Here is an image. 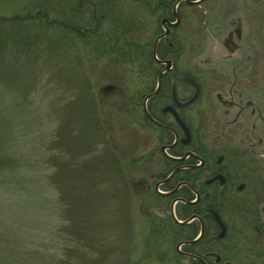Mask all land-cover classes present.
Listing matches in <instances>:
<instances>
[{
	"label": "rangeland",
	"instance_id": "374dc122",
	"mask_svg": "<svg viewBox=\"0 0 264 264\" xmlns=\"http://www.w3.org/2000/svg\"><path fill=\"white\" fill-rule=\"evenodd\" d=\"M135 1L0 0V18L16 22L5 24V28L0 26V113L6 107V112L14 116L8 143L12 150L1 152L10 131L0 122V173L3 169L6 180L11 181L6 182L11 185L9 189L0 187V231L7 234H0V264H37L36 261L47 262L54 256L53 263L72 255L70 247L77 244L80 252L94 257V261H83L85 256L78 258L82 264H175V227L169 221V201L162 202L154 195L133 194L163 172L159 164L144 160L149 150L144 127L139 117L126 109V96L138 91L142 76L139 62H124L108 51L112 40L116 45H124L150 38L142 32L145 18L138 15ZM39 17L56 22L89 19L76 27L94 32L93 40L83 44L74 38L76 44L71 47L62 42L60 45L69 49L57 54L53 62L56 70L49 71L44 66L36 70L33 65L36 51L48 57L50 49L42 50L43 45L48 46L47 36L54 34L59 39L63 33L39 28L44 39L36 38L34 26L43 24V19L34 21ZM149 22L150 27L154 25ZM95 33L100 37L95 39ZM12 34L10 42L8 37ZM66 36L73 37L66 33V42L69 40ZM72 79L82 81L73 84L83 87L61 82ZM30 82L36 85L28 93ZM51 82H60L64 92L53 89L48 94ZM104 87L112 90L104 94L101 91ZM94 98L104 110V123L110 128L109 138L105 130L95 141L83 126L79 112L84 99L93 102ZM103 161L107 163L104 165ZM3 162L17 166L9 170L7 165L2 166ZM65 175L74 181L72 185L62 184L59 178ZM113 177L117 179L114 185L109 180ZM80 186H90L86 197V190L80 191ZM59 187L66 202L73 200V212L67 218L61 212L63 203L58 202ZM30 191L44 203L39 205V214L31 207L27 210L25 206L7 204L9 199H14L13 203L19 197L27 199ZM116 192L122 197L124 212L116 222L111 216L114 210L109 208V223L101 220V216ZM92 211L97 219L91 218ZM35 219L36 223H32ZM79 229L85 236L79 234Z\"/></svg>",
	"mask_w": 264,
	"mask_h": 264
},
{
	"label": "flooded vegetation",
	"instance_id": "af4514ba",
	"mask_svg": "<svg viewBox=\"0 0 264 264\" xmlns=\"http://www.w3.org/2000/svg\"><path fill=\"white\" fill-rule=\"evenodd\" d=\"M135 3L126 109L163 172L133 194L169 201L175 264H264V0Z\"/></svg>",
	"mask_w": 264,
	"mask_h": 264
},
{
	"label": "trees",
	"instance_id": "16d2710c",
	"mask_svg": "<svg viewBox=\"0 0 264 264\" xmlns=\"http://www.w3.org/2000/svg\"><path fill=\"white\" fill-rule=\"evenodd\" d=\"M91 11H92V9H91ZM36 19H43V24H37V25L34 26L35 29H36V36H35L36 38L41 37V39H44V38H42V35L39 32V28L44 30V31L47 30L48 32H56V30L57 31L60 30V31L63 32L62 34L64 35V36H62V34H60V36L58 37L59 39H55L54 34H50L49 37L47 36L48 42H49L48 46L45 47L43 45L42 50L43 51L44 50L48 51L47 49H50L48 51L49 56L48 57H44V56H42L40 54V52L36 51V53H35L36 55H35V58H34V64H33L36 70H38L42 66H44L49 71L51 69L52 70H56L55 66L53 65V62H54V60L56 58H58L57 54L60 53V52H65V51H67V49H69L68 46L62 47L60 45L62 42L68 44L71 47V46H73V43L76 44L75 41H74L75 40L74 38L79 39L81 41V43H83V44L84 43L85 44H87V43L89 44V41L91 42L90 39L93 40L94 32L91 33V30H86V32H84V30L80 31L78 29V27H76V25L78 23H86V22L89 21V19H81V20L78 19V20H72L71 22H69V21L56 22V21H53V20L50 21L47 18H40V17L39 18H34V21ZM10 23H16V22H14L12 19L0 18V26H2L3 28H5V24H10ZM85 27L90 28L89 26H85ZM97 30L98 29L95 28V31H97ZM66 33H69V34H71L73 36L72 38L69 37V36H66L70 40L69 41L67 39L68 40L67 42L65 41ZM97 37H100L99 33H95V39ZM12 38H14V34H12L10 37H8V41L13 42ZM110 42H111V46H110L108 51L117 54L122 61L128 62L127 56L125 54L126 53L125 44L124 45H120V44L116 45L114 40H112ZM8 45H9V43L7 44V46ZM8 50L9 49H7V51ZM5 56H6V58L9 57L7 52L5 53ZM56 72H59V71H56ZM53 74L54 75L56 74L55 71H54ZM61 82H63V84L65 82V84H69L71 86H74V85L78 86L79 89L83 87L81 84H78V85L73 84L74 82H80V81H74L73 79L70 80V82H67V81H61ZM80 83H83V82L81 81ZM33 85H36V84L34 82H30L28 84V93L33 92V90H34ZM50 85H51L52 88L49 87V89L47 91L48 94L53 89L54 90H59L61 88L60 87V82H51ZM60 91L64 92V89H60ZM85 94L86 93H84L83 95H85ZM4 101H3V103H4ZM8 105H10V104H8ZM79 112L81 113V115H82V117L84 119L83 126L88 130L89 135L92 136L94 141L97 140V139H100L99 136H101L102 133L105 130H107V132H108V138L110 137V128L105 125V123H104L105 116H102V115L105 114L104 110L99 107V103H98V101L95 98H94L93 102H88L86 99H84V105L81 107ZM13 118H14V116H13L12 112H6V107L4 108L3 112L0 113V122H2V123L4 122L6 127H8L7 128V132L8 133L10 131L9 127L13 126V122H14ZM11 136H12V132L10 131V133L8 134V137L5 140V148L1 149V152L5 151V150H9V149L12 150V147H10L9 144H8L9 141H10ZM85 140H87L88 142L91 141L90 138H87ZM0 144H1V141H0ZM2 158L4 159V157H2ZM6 161L7 160L4 159V162H6ZM4 162H3L2 166L3 165H7L9 170H11L14 166H17V165H14V164H8V163H4ZM103 162H104V165H105V163H107V161H103ZM113 163L116 166L115 167V170H116L117 169V164H115V163H117L116 162V158H114ZM95 164H96V162H95ZM23 166H24L23 164H20V168L23 169ZM108 171L110 172V170H108ZM105 173H108L107 170L105 171ZM5 175H6V173H4V170L2 169V172L0 173V187H4V188H8L9 189L11 185H10V183L8 184L6 182H11V181L10 180H6ZM59 179L63 180L62 184H65L67 186L68 185H72L73 182H74L67 175H65V177H62V178H59ZM109 180L107 179L106 182H110L113 185H114V183L115 184L117 183L116 182L117 179L114 178V177L109 179ZM86 181L87 180H85L83 182H86ZM89 188H90V186L87 187V188H83L82 186H80V191L86 190V191H84L85 197L87 196L88 191H90ZM0 193H1V190H0ZM59 194L61 195V200L58 201V202L59 203H63V205L61 206V212L63 213L64 218H67V216H69V213H70V215H72L73 206H74L73 205V200H71L70 202H66L64 197H63V195H62L61 188H60ZM130 195H131V193H130ZM36 196H39V193L37 191H36ZM77 196H79L78 197V201L81 200L80 199V194H78ZM26 198L27 199H23V197H19L18 201L15 202V203H13L14 199H9L11 201H9V203L7 202V204L10 207L12 205H17V206H19L21 208L25 206L24 209H26V207H27V210H30L29 207H31V208H33L32 210L35 213L38 212V208H40L39 205H42V206L44 205V203L40 199H38L37 197L34 196L33 191L28 192ZM131 199H133V198L131 197ZM110 202H111V205H109L107 209H109V208L113 209L114 210L113 211L114 215L110 212V209H109V211H107L106 207H104L103 216H101V220H103V221L107 220L110 223L111 222L110 221V217H108L107 214L111 213L112 219H114L116 222H119L120 221L119 220V215L124 212V204H123V200H122L121 195L120 194L117 195V192H116L115 195L111 196ZM37 214H39V213H37ZM91 218L92 219H97L95 214L93 213V211H92ZM102 218H105V219H102ZM32 223H36V219ZM37 223H40V222H37ZM72 228H75V226L72 225ZM79 231H80L79 234L82 233L85 236V233H83V231H81L80 229H79ZM56 232H58V231H56ZM102 233H108V231H103ZM0 234L2 236L7 235L6 233H1V231H0ZM90 238H91V242H93L92 235L90 236ZM113 250H114V247H113ZM70 251L73 252L72 255H70V256H68L66 258L57 259L53 263H52V260L55 258L54 256H52L50 258V260H48L47 262L41 260V261H36V263L37 264H82V263L78 262V258L81 259L83 256H85L83 261L86 260V259L94 261L93 255L86 254L83 251L80 252V250L78 248V244L76 246L70 247ZM12 263H14V262H12ZM23 263H25V262H23ZM16 264H18V263H16ZM19 264H22V263H19Z\"/></svg>",
	"mask_w": 264,
	"mask_h": 264
},
{
	"label": "water",
	"instance_id": "95a60500",
	"mask_svg": "<svg viewBox=\"0 0 264 264\" xmlns=\"http://www.w3.org/2000/svg\"><path fill=\"white\" fill-rule=\"evenodd\" d=\"M155 94V93H154Z\"/></svg>",
	"mask_w": 264,
	"mask_h": 264
}]
</instances>
